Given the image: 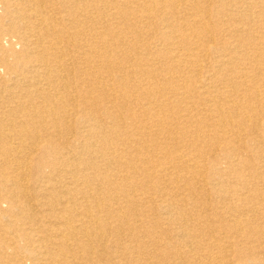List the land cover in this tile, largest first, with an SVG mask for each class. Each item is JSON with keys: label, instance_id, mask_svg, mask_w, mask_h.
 Returning <instances> with one entry per match:
<instances>
[{"label": "bare ground", "instance_id": "1", "mask_svg": "<svg viewBox=\"0 0 264 264\" xmlns=\"http://www.w3.org/2000/svg\"><path fill=\"white\" fill-rule=\"evenodd\" d=\"M0 4V264H264V0Z\"/></svg>", "mask_w": 264, "mask_h": 264}, {"label": "rangeland", "instance_id": "2", "mask_svg": "<svg viewBox=\"0 0 264 264\" xmlns=\"http://www.w3.org/2000/svg\"><path fill=\"white\" fill-rule=\"evenodd\" d=\"M134 6H135V5H133V6L130 5V8H134ZM5 12H6V8H5L2 4H0V14H2V13L6 14ZM6 19H7V17H4L5 22H7ZM3 23H4V22H1V24H3ZM5 26H6V25H3L2 27L5 28ZM11 36H12L14 39H16L15 34H12V33H11ZM16 40H17V39H16ZM14 43L16 44L17 49H20L19 47H20L21 45L18 44V43H16V42H14ZM4 44L7 45L6 42H4ZM25 263H26V264H29V261H25Z\"/></svg>", "mask_w": 264, "mask_h": 264}]
</instances>
